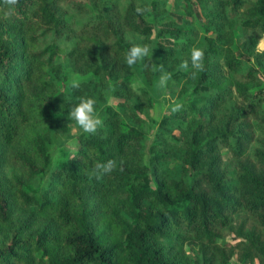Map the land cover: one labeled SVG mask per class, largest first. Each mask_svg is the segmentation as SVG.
I'll return each mask as SVG.
<instances>
[{"label": "trees", "instance_id": "1", "mask_svg": "<svg viewBox=\"0 0 264 264\" xmlns=\"http://www.w3.org/2000/svg\"><path fill=\"white\" fill-rule=\"evenodd\" d=\"M72 2L73 9L88 10ZM140 5L151 10L150 4ZM136 6L132 2L121 19L99 29L110 40L105 56L80 59L99 80L121 77L118 90L124 97L134 84L133 67L125 62L131 47L125 31L143 37V44L152 33L151 11L138 15ZM153 9L163 10L162 3L154 0ZM239 11L243 29L264 32V0H219L205 12L206 20L195 8L198 19L190 27L166 23L159 31L158 49L166 62L188 48L179 39L199 38L205 53L204 71L191 75L190 58L189 71L177 70L175 76L191 83L189 99L180 112L169 111L159 122L184 133L181 171L189 182L156 173L150 186L139 150L142 129L124 123L108 106L107 127L79 136L60 165L72 197L61 204L27 187L48 168L51 131L65 132L75 122L69 110L76 97L96 98L87 84L63 87L59 48L54 42L38 46L45 35L56 37L66 27L58 0H19L10 18L0 11V223L9 234L0 244V264H190L179 242L183 236L197 242L201 264H231L236 251L242 264L264 260V87L252 89L259 81L257 69L230 29L224 30ZM135 98L139 108L152 106L145 91ZM231 102L238 114L225 120L221 113ZM157 140L159 145L162 139ZM155 144L152 159H168ZM223 150L236 160L234 178L223 168ZM107 159H123V171L118 166L101 181L90 180L87 171ZM103 204L100 225L93 210ZM19 207L32 211L18 212ZM232 223L240 240L223 242L222 232Z\"/></svg>", "mask_w": 264, "mask_h": 264}, {"label": "rangeland", "instance_id": "2", "mask_svg": "<svg viewBox=\"0 0 264 264\" xmlns=\"http://www.w3.org/2000/svg\"><path fill=\"white\" fill-rule=\"evenodd\" d=\"M76 1L82 2L88 10L77 11L71 6L73 4L72 0H58L59 7L65 13L67 19L66 27L63 29V33L56 37L52 33H48L38 44L39 47H44L54 42L59 48L57 55L58 64L61 69V78H64L63 80L65 81L61 85L70 88L73 80L80 82V85H89L97 101V110L103 119V127H107V124H105V119H107L105 109L111 106L118 112L124 123L135 125L142 129L144 136L139 150L143 163L148 168L151 177V180H149L150 186H154V174L156 173L167 180H183L189 182V178L185 177L181 171L182 147L185 135L181 130L159 126V122L169 113L170 105L173 101L182 104L188 101L191 83L188 81V78L175 76V73L178 72L177 68L181 61L190 58V49L193 46L201 48L202 42L199 38L179 39V41H184L188 48L186 50H176L175 57L167 62L163 60V55L159 51L157 43L160 28L166 23H173L175 26L190 27L198 19L194 12L195 8L197 11L203 13L200 12L204 20H206L205 12L208 13L209 10H212L219 0H156V2L162 3L163 10L153 9L154 0ZM253 1L255 0H248V2ZM132 2L136 4L142 2L150 4L151 12L147 20L152 26V33L147 43L153 50L152 57L150 53V56L145 61H140L133 66L130 78L134 84L129 88V97H124L119 94L118 90L119 82L122 80L121 77L113 76L106 80H99L98 76L95 77L92 75V71L86 70L82 66L80 59H88V57H96L99 59L105 56L110 40L105 38L101 32L99 33V29L105 28V22L107 21L121 19L127 7ZM239 13L240 11L233 16V24L227 26L224 30L230 29L233 42L250 55L251 63L257 69L259 81L252 89L264 87V57L259 56L260 54L256 52V44L260 38L259 34H264V32H260L258 29H243L240 26ZM208 35L213 36L214 34L208 33ZM128 36L135 39L137 34L126 30L125 38ZM126 40L129 41L128 39ZM135 42L144 43V40L136 39ZM149 60L157 65L163 64L165 68L172 72L173 78L169 82L165 92H157L155 90L156 74L150 68L144 67ZM245 64L247 66L250 65V63ZM173 66H176L174 70L172 69ZM138 91L146 92L152 104L151 107L144 105L142 108L138 107V104L135 103V97ZM237 108L239 107L234 102L227 103L221 113L224 115L222 117L226 120L231 115H237ZM252 126L254 135L258 137L260 134L259 130L256 129L255 124ZM85 134L78 129L75 122H71L69 129L65 132L51 131L47 139V150L49 154L48 168L45 172L33 179L27 189L37 195H45L55 203L61 204L68 199H72V197H69L65 178L59 175V168L64 161L71 157L76 149L78 137ZM157 139H162V144L157 145L159 143ZM154 144L161 149L162 153L167 154L169 158L162 161H158L157 159L153 160L152 148ZM223 155V168L228 177L234 178L237 173L236 160L232 158L227 150H223ZM4 172L10 175L12 171L5 170ZM98 198V196H93L94 200H98ZM31 211L32 208L25 207H19L18 210V212L24 213H30ZM93 217L100 220V225H104V204L93 210ZM235 220L238 221L239 219L235 218ZM235 225V223H232L230 227L223 230L221 239L223 242L234 243L240 240ZM8 237L9 234L6 225L0 223V244L5 243ZM179 242L188 255L190 264L202 263L197 251V242L192 237L183 236ZM230 261L231 264H242L237 251ZM252 264H264V260H256Z\"/></svg>", "mask_w": 264, "mask_h": 264}, {"label": "clouds", "instance_id": "3", "mask_svg": "<svg viewBox=\"0 0 264 264\" xmlns=\"http://www.w3.org/2000/svg\"><path fill=\"white\" fill-rule=\"evenodd\" d=\"M19 3V0H0V11L3 12L4 18H10L14 15L16 7ZM150 11L147 6L137 4L135 7V12L138 15H143L146 12ZM260 38L256 44L257 54H264V34H259ZM131 43V47L125 53V62L128 67H133L140 61H145L146 58L152 57V50L148 44L136 43L135 40H143V37L137 35L134 38L131 36L126 37ZM205 53L202 48L193 46L190 49V67L192 69L191 75H195L196 72L205 70ZM145 68H150L153 73L156 74L155 80V90L157 92H165L168 88L169 82L173 78L172 72H170L163 64H155L148 61L144 65ZM177 70L189 71V60H183L178 65ZM73 89L80 88V82L73 80L70 85ZM76 103L72 105L69 110V116L72 120L75 121L76 126L82 133L89 135H96L98 130L103 127V119L100 115V112L96 107V100L89 96H79L76 97ZM183 104L173 101L170 105V111L172 113H178L182 110ZM125 161L120 159L119 162L115 159H107L103 162H96L92 167L87 171L88 178L95 179L96 181H101L105 176L111 174L119 166L120 171H123V165Z\"/></svg>", "mask_w": 264, "mask_h": 264}]
</instances>
